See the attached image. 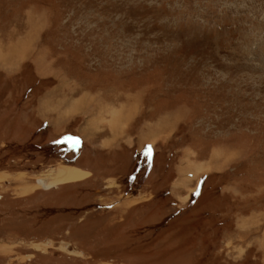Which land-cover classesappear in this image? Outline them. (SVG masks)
I'll return each instance as SVG.
<instances>
[{
    "label": "rangeland",
    "instance_id": "obj_1",
    "mask_svg": "<svg viewBox=\"0 0 264 264\" xmlns=\"http://www.w3.org/2000/svg\"><path fill=\"white\" fill-rule=\"evenodd\" d=\"M0 264H264V0H0Z\"/></svg>",
    "mask_w": 264,
    "mask_h": 264
},
{
    "label": "trees",
    "instance_id": "obj_2",
    "mask_svg": "<svg viewBox=\"0 0 264 264\" xmlns=\"http://www.w3.org/2000/svg\"><path fill=\"white\" fill-rule=\"evenodd\" d=\"M74 145H76V142H75L73 137H64V138H61L59 140H56V143H55L56 147L55 148H58L60 150V152L63 153V152L66 151L65 150L66 147H67V149L68 148L72 149L74 147ZM152 151H153L152 148H147L144 151V154H140V155L137 156L136 166H135V168H133V170L135 172L134 171L133 172H129L127 174V177H130V178L135 177L136 172L139 171V169H140L139 164H143V166H144V165L147 164V162L150 161V157H151ZM61 153H59V156H60V158H63V156H65V154H61ZM145 157H147V161H146V159H144ZM199 188L197 189L196 192H194L192 194V198L195 199L194 202H196L197 198L201 194L202 187L200 189Z\"/></svg>",
    "mask_w": 264,
    "mask_h": 264
}]
</instances>
